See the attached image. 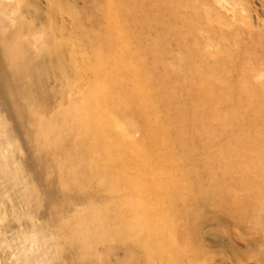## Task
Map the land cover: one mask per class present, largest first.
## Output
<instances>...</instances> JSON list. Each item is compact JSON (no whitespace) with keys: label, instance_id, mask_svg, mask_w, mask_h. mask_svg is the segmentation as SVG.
<instances>
[{"label":"bare ground","instance_id":"6f19581e","mask_svg":"<svg viewBox=\"0 0 264 264\" xmlns=\"http://www.w3.org/2000/svg\"><path fill=\"white\" fill-rule=\"evenodd\" d=\"M128 3L0 0V167L12 185L11 216L31 228L15 244L3 236L0 264H169L186 251L176 242L171 196L190 181L204 197L215 192L201 185L207 163L193 139L202 131L181 123L180 106L167 107L175 95L171 75L160 81V72L169 70V39L189 47L176 63L196 71L199 80L188 83L216 87L197 119L215 102L232 163L262 179L264 21L253 26L236 16V0H155L161 10L152 18L132 15L138 28L126 17L118 21L113 51L108 21L127 16ZM145 19H155L156 33L134 43ZM203 19H219L221 27L210 28L216 38L204 35L210 30ZM212 39H219L214 61L201 50ZM230 132L232 140L225 138ZM161 199L169 201L166 213ZM6 209L0 232L12 223Z\"/></svg>","mask_w":264,"mask_h":264},{"label":"rangeland","instance_id":"374dc122","mask_svg":"<svg viewBox=\"0 0 264 264\" xmlns=\"http://www.w3.org/2000/svg\"><path fill=\"white\" fill-rule=\"evenodd\" d=\"M130 1L131 3H128V9L126 10L127 16H121V19H113L115 18V15H113L112 19L108 21L109 24L113 25V30L116 32L113 37L114 45L119 42V34L117 33L119 22L127 18V21L131 22L132 28H138L139 25L132 24L136 20L133 19L134 16L142 14L144 17L152 18L149 16L150 13L161 10L154 3L155 0H127V2ZM236 1V11L238 12L236 16L241 13L244 19H249L253 26L259 21H264V0ZM163 9L165 11V8ZM222 12L228 18L233 16L231 8H223ZM145 20H148L146 30H142L141 33L138 30V34L133 32L134 43L138 39L149 42L148 40H151L156 33L155 19ZM204 21H206L207 28L210 30V33H204V35L209 34L212 38H216L210 28H214L217 31L221 27L219 19H203ZM218 41L219 39H212L210 41L211 44H208L206 49L203 47L201 49L203 53L211 51L213 55L209 57L213 61L218 59ZM133 42L131 44L135 49L136 45L134 46ZM138 44H141V42ZM153 44H151V48H154ZM165 44L170 55V58L168 57L169 62H167L169 70L162 69L160 81L165 76L171 75L169 76L170 90L175 95L173 98L168 99L167 107L174 109L180 106L181 113L176 115H185V117H178L181 123L187 124L189 121L192 130L199 129V131H202L196 134L195 139H193V143H198L200 146L199 154L202 160L207 163L205 165L207 168L203 169L206 175L203 179L204 181H201V185L204 184V188L214 189L213 193L215 192L208 197H204L202 195L204 190L193 184V181H190L189 189L183 188L181 184L178 185L180 188H177L175 195L171 196L170 212L178 220L176 227H178V235H181V238L178 237L176 242L182 243L187 248L183 252L184 254L179 255L180 257L176 253L179 260L177 258L174 262L170 261L169 264H264V174L262 179H254L255 172L252 170L245 171L232 163L233 151L228 149L229 147L226 145L228 142L224 138L221 139L217 131L218 120L215 102L211 103V109L208 113H205L208 114L207 116H201L199 120L197 119L199 115L197 112L202 114L203 103L209 99V95L213 96L211 100L216 99V87L211 86L209 88L210 85H203L200 81H194L195 84L193 85L188 83L190 79L194 80V78H197L199 80V76L195 74L196 71H190L176 65L180 55L186 56L189 51V47H187L184 40L173 41L169 39ZM201 44L202 46L204 45L202 42ZM190 45H195V43L192 42ZM117 49L118 47L115 45L113 51H117ZM137 49L139 50V48ZM174 53H177V55H174ZM137 55L140 59L147 60L148 54L146 51L139 50ZM181 60L185 61L183 57ZM143 71L142 74L146 75V71ZM133 77L132 73H130L131 80H133ZM180 78H184L186 82L179 81ZM211 92L212 94H210ZM196 124L197 126H195ZM136 135L140 136L138 133ZM225 138L232 140L233 134L230 132ZM2 171L0 167V212L7 208L6 210H8L7 213L12 223L9 226L2 227L0 241L5 236V239L7 237L10 243L15 244L20 242L22 233L24 235L25 232H31V228L25 225V221H22L20 225L11 216L12 204L8 196L6 197V194H8L6 191H11L12 185ZM244 182L248 183V185H244ZM249 189H253L258 195L254 197L252 194H247L246 192ZM168 202L166 199H161L158 202L161 213L168 211ZM203 202L205 203L202 208ZM16 210L17 212L22 211L19 204L16 206ZM187 219L191 222L190 224ZM196 222H199V224L196 225ZM23 227H25L24 231Z\"/></svg>","mask_w":264,"mask_h":264}]
</instances>
